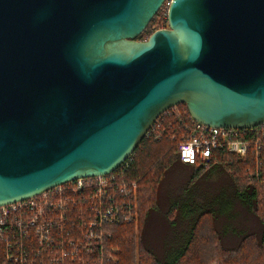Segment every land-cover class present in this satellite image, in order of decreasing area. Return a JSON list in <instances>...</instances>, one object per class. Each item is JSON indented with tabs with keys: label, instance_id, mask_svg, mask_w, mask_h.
I'll return each instance as SVG.
<instances>
[{
	"label": "water",
	"instance_id": "1",
	"mask_svg": "<svg viewBox=\"0 0 264 264\" xmlns=\"http://www.w3.org/2000/svg\"><path fill=\"white\" fill-rule=\"evenodd\" d=\"M0 0V206L107 175L185 104L264 122V0Z\"/></svg>",
	"mask_w": 264,
	"mask_h": 264
},
{
	"label": "built area",
	"instance_id": "2",
	"mask_svg": "<svg viewBox=\"0 0 264 264\" xmlns=\"http://www.w3.org/2000/svg\"><path fill=\"white\" fill-rule=\"evenodd\" d=\"M179 105L171 108L178 112ZM191 118L189 134L179 143L181 162L205 168L224 154H233L252 159L260 175L264 122L248 128L214 127ZM157 119L146 136L158 138ZM124 163L120 171L78 178L25 200L1 205L0 264L116 262L117 257L106 250L108 246L114 253L119 252L109 246L113 237L109 227L138 219V181L120 178L128 166Z\"/></svg>",
	"mask_w": 264,
	"mask_h": 264
},
{
	"label": "trees",
	"instance_id": "3",
	"mask_svg": "<svg viewBox=\"0 0 264 264\" xmlns=\"http://www.w3.org/2000/svg\"><path fill=\"white\" fill-rule=\"evenodd\" d=\"M168 17L163 11L151 20L145 31L139 36L147 40L155 30L167 26ZM191 116L185 104L179 105V110L172 108L161 114L156 124L159 136L150 134L144 137L133 152L132 159L124 165L121 179H137L139 183L137 222L123 223L109 227L113 237L109 246L119 249L114 253L107 246L106 250L117 257V261L108 260L107 264H264V158L260 160L261 173L257 176L255 164L252 159H242L233 154H224L218 162H210L203 167L187 164L197 174L211 166L221 164L230 174L238 203L248 212L255 215L261 228L259 232H242V238L235 245H226L223 240L227 228L219 229L217 209L201 207L200 211L191 215L189 228L185 234L183 245L174 255L166 253L158 256L155 252L142 244L141 230L149 212L156 208L158 202V188L169 168L168 161L176 159L181 162L178 155L179 143L188 136V124ZM118 169L117 171H120ZM116 172V171H115ZM167 214L171 219L173 212ZM217 219V224H216ZM218 226V227H217ZM245 233V234H244ZM64 263V264H68ZM104 263V264H105ZM10 264V263H8ZM44 264H49L47 261Z\"/></svg>",
	"mask_w": 264,
	"mask_h": 264
},
{
	"label": "rangeland",
	"instance_id": "4",
	"mask_svg": "<svg viewBox=\"0 0 264 264\" xmlns=\"http://www.w3.org/2000/svg\"><path fill=\"white\" fill-rule=\"evenodd\" d=\"M169 2L160 9L164 17H168ZM168 164L169 168L158 188L156 208L149 212L140 235L142 244L158 256L166 253L167 249L170 255L180 249L191 215L199 212L201 207L217 209L219 229H228L223 236L226 245L237 244L242 238V234H238L241 230L246 233L260 231L258 218L238 203L233 180L223 165L217 164L196 174L190 166L176 162V159L169 160ZM171 206L173 216L168 219Z\"/></svg>",
	"mask_w": 264,
	"mask_h": 264
}]
</instances>
